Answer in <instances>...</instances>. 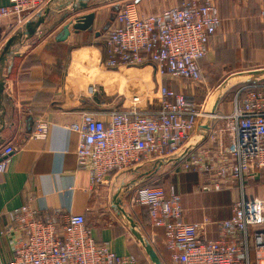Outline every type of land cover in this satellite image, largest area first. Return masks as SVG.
<instances>
[{"label":"built area","instance_id":"built-area-1","mask_svg":"<svg viewBox=\"0 0 264 264\" xmlns=\"http://www.w3.org/2000/svg\"><path fill=\"white\" fill-rule=\"evenodd\" d=\"M48 1L8 0L0 7V25L6 24L12 34ZM220 25L214 0H182L179 6L143 18L134 0H123L115 25L104 37L107 66L150 64L160 79L196 84L202 77L199 63ZM210 94L197 104L161 85L157 110H139L145 99L135 95L127 111L111 112L107 122L83 112L70 125L77 136V165L88 170L91 183L98 185L110 173L173 155L200 121L210 120L205 140L174 165L173 172L202 176L204 193L236 186L239 198L231 217L214 223L215 239L203 237L212 225L208 219L183 221L181 197L173 186L164 189L144 182L129 194L130 207H144L150 226L163 231L168 264H251L249 250L264 251V199L248 200L243 195L246 180L264 170V82L241 85L227 113L217 109L207 113ZM46 131L38 123L32 136L43 138ZM12 152L11 146L0 150V173ZM58 218L57 210L51 215L39 213L29 203L11 210L0 237L12 258L0 264H134L133 258L118 257L106 243L97 244L81 215H68L62 222Z\"/></svg>","mask_w":264,"mask_h":264},{"label":"crops","instance_id":"crops-1","mask_svg":"<svg viewBox=\"0 0 264 264\" xmlns=\"http://www.w3.org/2000/svg\"><path fill=\"white\" fill-rule=\"evenodd\" d=\"M122 1L93 0L87 10L76 14H70L67 8L50 13L34 37L12 48L16 57H8L0 65V79L4 80L0 97V150L5 146L13 149L6 158L5 170L0 173V231L7 224L11 210L29 203L39 213L51 215L57 210L60 222L68 215H81L97 244L106 243L118 257L133 258L134 264H151L111 201L123 184L142 171L113 172L101 184H92L88 170L77 165V136L70 130V125L83 112L107 122L111 112L127 111L129 100L135 95L145 99L138 106L139 110H157L160 86L172 81L156 76L150 64L107 66L104 37L115 25ZM181 1L134 0L142 18L179 6ZM7 3L8 0H0V7ZM224 7L232 12L226 14ZM217 8L221 25L216 36L210 39L206 57L199 63L202 77L196 85H206L204 81L208 76L203 68L216 73V81L206 85L199 100L193 93L180 92L197 104L219 86L220 78L225 80L238 72L264 68V18L261 16L264 0L232 3L220 0ZM90 13L94 14L90 30L74 32L69 26V35L59 40L64 26ZM11 35L7 33L6 24L0 25V54ZM141 90L143 94L139 93ZM217 110L230 112L231 101L221 100ZM38 123L47 128L43 138L32 136ZM223 142L228 144L225 135ZM167 180L169 182H162L161 187L173 186L180 195L183 221L196 223L208 219L212 225L206 227L203 237L215 239L214 223L229 219L232 206L239 198L236 186L204 193L200 191L203 177L197 173H177ZM133 189L124 196L125 212L135 221L145 240L153 248L161 246L167 256L163 231L150 226L142 207H130L129 194ZM243 195L248 200L264 199V170L256 171L246 180ZM249 251L254 263L262 264L264 251L257 252L254 248ZM11 258L7 242L0 237V262Z\"/></svg>","mask_w":264,"mask_h":264},{"label":"water","instance_id":"water-1","mask_svg":"<svg viewBox=\"0 0 264 264\" xmlns=\"http://www.w3.org/2000/svg\"><path fill=\"white\" fill-rule=\"evenodd\" d=\"M93 0H49L32 18L27 20L20 28H18L7 39L3 45V49L0 54V65H3L8 57H16L12 52V48L21 45L23 42L30 40L34 37L40 26L45 24L49 17V14L54 11H60L64 8L69 9L70 14H76L80 11L88 9V4ZM116 1V0H110ZM94 19V14H86L76 17L72 24L64 26L62 28L60 41H63L69 35V26L74 32H82L91 29V25ZM3 79H0V97L4 91ZM258 82H264V68L254 69L245 72L235 73L221 82V84L214 89L211 94L212 104H209L207 113L212 114L218 107L222 100L223 95L232 87L236 85H252ZM143 94V90L139 92ZM210 127V120L199 122L194 134L185 144V146L174 153L173 155L165 158L155 160L154 162L144 164L141 166L133 167L130 170L133 174L142 171L136 178L123 184L119 191L111 198L112 207L117 211V214L123 217L128 225V228L132 235L140 242L146 255L148 256L151 264H161L160 259L154 250V248L145 240L137 229L135 221L131 216L125 212L123 208L124 196L133 188L139 186L149 179L152 175L158 172L160 169H164L167 166L171 167L176 165L181 159H183L190 151L195 149L201 142H203L207 136V131ZM124 172V171H122Z\"/></svg>","mask_w":264,"mask_h":264},{"label":"rangeland","instance_id":"rangeland-1","mask_svg":"<svg viewBox=\"0 0 264 264\" xmlns=\"http://www.w3.org/2000/svg\"><path fill=\"white\" fill-rule=\"evenodd\" d=\"M180 0H178V2H179ZM215 1V3H216V5H217V7L219 6V3H220V0H214ZM231 3L233 2V1H235L236 2V0H229ZM173 5H175V4H173ZM172 5V6H173ZM224 10H225V13L227 14L228 13V11H230L227 7L225 8L224 7ZM232 12V10L230 11V13ZM216 36V35H215ZM214 36V37H215ZM204 69V74L206 75V76H208V79H205V81H204V83H206V85H208V86H210V83L211 82H213V81H216V77H215V74L216 73H214L213 71H211V70H208L207 68H203ZM206 69V70H205ZM202 72V71H201ZM220 79H222V80H220ZM219 79V85H220V83L224 80V78H220ZM168 82V81H167ZM171 82V83H170ZM168 84L165 82V84H166V86L168 87V88H170V89H172V90H174V91H176V92H181V93H183V94H185V95H191V93H193V95H194V97L197 99V100H199L201 97H202V94H201V92H203L204 93V88H206L207 86L205 85V84H199V85H196V84H190L189 85V83L188 82H185V81H181V80H178V79H175V80H172V81H170ZM194 85V86H193ZM193 86V87H192ZM240 86V85H239ZM238 85H236V86H234V87H232V88H230L224 95H223V97H222V100H225L226 102H230L231 101V99H232V97H233V95L236 93V91H237V88L239 87ZM193 90V92H192V90ZM194 90H195V92H194ZM211 91V90H210ZM214 91V90H213ZM213 91L211 92V94L213 93ZM211 94L208 96V98H210V100L209 101H212L213 99H212V97H211ZM204 97V96H203ZM208 104H210L209 102H208ZM172 176H174V172H173V166H171V167H169V166H167L166 168H164V169H160L158 172H156L154 175H152L151 176V178L152 179H149V181H145V182H147L148 183V185H156L157 183H168L169 182V180H167V179H169L170 177H172ZM150 178V177H149ZM158 186H162L161 184L160 185H158ZM160 248H154L155 249V251H156V253H157V255H158V257H159V259H160V262H161V264H168V260H167V256L165 255V253H164V251L161 249V246H159ZM262 264H264V261H262L261 262ZM251 264H255L254 263V256H253V254H252V258H251Z\"/></svg>","mask_w":264,"mask_h":264},{"label":"trees","instance_id":"trees-1","mask_svg":"<svg viewBox=\"0 0 264 264\" xmlns=\"http://www.w3.org/2000/svg\"><path fill=\"white\" fill-rule=\"evenodd\" d=\"M220 54V52L219 51H217V55H219ZM239 88V87H238ZM237 88V89H238ZM234 96V95H233ZM233 98V97H232ZM223 101H225V100H223ZM231 101H232V99H231ZM153 178V177H152ZM151 177L149 178V179H152ZM149 179L147 180V181H149ZM161 183H157L156 184V186H158V185H160ZM143 208V210H145L146 211V209L144 208V207H142ZM147 214V213H146ZM249 259H250V263H251V258H250V254H249Z\"/></svg>","mask_w":264,"mask_h":264}]
</instances>
